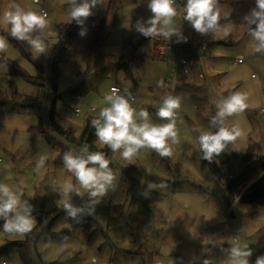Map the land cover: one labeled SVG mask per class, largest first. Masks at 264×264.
I'll return each instance as SVG.
<instances>
[{
  "label": "rangeland",
  "instance_id": "rangeland-1",
  "mask_svg": "<svg viewBox=\"0 0 264 264\" xmlns=\"http://www.w3.org/2000/svg\"><path fill=\"white\" fill-rule=\"evenodd\" d=\"M16 2L25 10L44 12L51 33L45 38L44 53H35L26 42L14 39V43L7 37L6 50L0 52L7 62H0L5 65L0 67V93L11 95L3 79L12 63L31 77L43 78L41 86L18 75L9 76L15 91L36 106L20 110V114L0 107V183L18 187L23 200L43 211V228H49L35 242L33 256L37 263L203 264V260L213 259L214 264H227L220 248L204 244V240L237 238L249 244L253 250L250 264H255L256 258L264 255V205L254 210L239 202V195L264 178V171L254 168L241 176L237 174L240 163L234 160L231 171L225 169L217 177L200 157L196 139L200 132L210 130L209 121L216 112L214 102L241 92L246 96L247 107L229 118L241 131L236 141L239 151H233L232 145L229 148L240 154L264 156V54L249 51L247 30L232 25L229 36L213 38L198 34L187 22L180 23L175 18L176 27L183 24L188 42L187 47H181L193 51L194 59L188 62L195 66L180 77L174 93L181 98L176 117L178 143L170 145L172 151L167 157L150 149H142L130 161L118 152L112 153L107 159L114 175L113 187L96 205L93 215H85L76 223L66 218L63 206L57 204L61 197L52 188L56 182L75 183L74 176L63 167L62 156L65 151H80L87 145L54 133L55 144H50L43 135H32L27 130L46 125V100L56 94L60 96L58 124L80 138L87 118L96 117L108 106L105 96L110 94L112 84L134 92L136 110L147 109L152 122L157 123L150 109L158 110L165 93H171L165 85L171 80V69L155 56L154 39L145 38L135 29L136 21L147 20L151 15L147 0H106V6H98L86 21L87 35L81 37L78 27L76 36L65 45L61 44L56 26L76 25L68 16L67 0ZM9 3L10 0H0V14ZM220 7L222 12L230 11L225 3H220ZM105 17L103 41L91 51ZM0 30L10 36L8 26L0 24ZM203 40L208 48L205 56L199 58L196 50ZM175 46L176 52L187 58L179 45ZM128 55L133 56L130 78L119 68L120 57ZM238 57L243 58L240 64L236 63ZM52 77L57 78V90L51 88ZM161 80L163 88L158 86ZM76 95L83 98L80 115L74 111ZM95 140L92 146L96 149L105 147ZM89 151L93 152L90 148ZM38 155L48 159L36 173ZM235 176L239 177L231 193L227 186ZM147 182L163 183L166 187L145 198L142 193ZM86 201L87 196L72 197L76 206ZM32 215L34 229L39 221ZM24 239L25 235L0 230V247ZM207 248L210 252L205 251ZM2 261L23 264L18 252L0 253V264Z\"/></svg>",
  "mask_w": 264,
  "mask_h": 264
},
{
  "label": "clouds",
  "instance_id": "clouds-1",
  "mask_svg": "<svg viewBox=\"0 0 264 264\" xmlns=\"http://www.w3.org/2000/svg\"><path fill=\"white\" fill-rule=\"evenodd\" d=\"M68 16L75 22L81 31V37L87 32L84 25L89 17L94 15L93 10L98 6L105 7L106 0H67ZM176 0H147V8L151 15L147 20L136 21V31L145 38L161 37L176 42H187L182 28L175 26L177 9ZM183 20L200 35H218L224 37L232 33L230 11H221L219 0H186L183 8ZM224 20L225 23H221ZM247 24V48L252 54H264V0H255V6L243 17ZM0 24L8 26L10 36L21 42H26L33 52H45V38L51 33L46 15L35 11L25 10L16 2L10 0L6 10L0 14ZM7 47V39L0 35V52ZM5 65H0L3 67ZM159 87H164L161 80ZM105 96L107 102L95 118L91 126L95 130V143L101 147L107 146L113 153H119L125 160H132L142 149L154 150L159 156L171 155L172 144L178 143L176 131L177 110L180 108L181 98L165 93L156 117L163 123H153L147 109L136 110L130 102L133 97L125 89L124 94ZM216 112L209 121L208 131H202L197 136L200 157L211 163L215 157L224 153L229 145L233 151H239L236 146L237 138L241 137L238 125L230 122L229 118L242 112L246 107V96L241 92H233L215 101ZM214 130V131H213ZM48 157L38 155L34 171L39 173L44 168ZM63 167L75 178L72 182H56L52 191L61 197L57 201L62 205L66 218L81 222V217L93 215L95 207L103 200L109 189L113 187L114 175L109 160L101 151L90 152L87 146L80 151L68 150L62 156ZM142 184L145 181H141ZM166 187L163 183L147 182L142 195L149 198L152 191H160ZM23 193L19 188H12L7 183H0V230L12 235L23 236L31 232L35 218L33 206L28 200L22 199ZM73 195L87 201L82 206L72 202ZM190 231V230H189ZM227 243L229 246L224 247ZM204 244L219 247L227 260V264H250L253 250L247 242L240 239L213 240L205 239ZM209 251L210 249L207 248ZM203 264H214L213 259L203 260ZM255 264H264V255L256 258Z\"/></svg>",
  "mask_w": 264,
  "mask_h": 264
},
{
  "label": "trees",
  "instance_id": "trees-1",
  "mask_svg": "<svg viewBox=\"0 0 264 264\" xmlns=\"http://www.w3.org/2000/svg\"><path fill=\"white\" fill-rule=\"evenodd\" d=\"M219 3H225L230 7V12H231L230 20L233 26L247 30V24L244 22L243 17L255 6V0H219ZM105 22H106V17L102 19L101 27L99 28L97 37L91 44L89 50L93 51V49H96V47H98L99 44L103 41ZM221 23H225V21L222 20ZM78 27L79 26L77 24L56 26L57 31H59V33L61 34V44L65 45L69 40L74 38L77 34ZM178 28H182L183 31L184 29L183 24L179 25ZM0 34L9 38L12 42L16 43L13 38H11L8 34L2 32L1 30H0ZM173 41L175 45H179V46L184 45L183 47L188 46V42L177 43L175 37H173ZM184 49H186L187 51L186 56L189 59L187 60L192 62V58H194L193 51L187 48ZM62 51H65V49ZM130 58L132 59L133 56L132 55L122 56L119 59V68L122 69L129 78L131 77ZM0 62L7 63L6 59L1 54H0ZM193 65L190 66L192 70L193 67H195ZM10 67H11L10 70L4 75L5 77L3 79V82L9 86L11 95L0 93V107L5 108L8 113L20 114V110L35 108L36 105L32 102H29L28 100H25L22 95L18 94L13 88L12 81L9 80L8 77L12 75H18L32 84L41 85V86H43V83L40 82V80L43 81V78L31 77L30 75H28L27 72L17 67L14 63L10 64ZM50 85L53 90H57L56 77H52ZM117 85L120 86L125 92L124 86H121L120 84ZM10 96L15 97L16 100L13 101V98L12 97L10 98ZM59 99L60 96L55 94L52 95L48 100H46L48 104L46 111V125L38 126V127H30L27 130V132H29L32 135L34 134L43 135L50 144H55V141L53 139V133L59 134L64 136L67 140L71 142H76L78 144H85L93 152L101 151L105 154L106 158L109 157L113 152L107 146H105L103 149H96L94 146H92L93 140L96 137L94 135L95 130L91 126V120L95 117L89 116L87 118L86 124L84 125L83 132L80 138L73 137L70 130H65L61 125L58 124L57 117H58ZM156 111H157L156 109L153 108L150 109V112L153 115L157 124L162 123V121L156 117ZM234 160L239 161L240 163L239 171L237 172V174L240 173L241 176L250 172L254 168L260 170L262 169V171H264V156L236 153L231 151L229 147L224 153L215 157L211 163H209L207 160L206 161L209 164L213 174H215V176L217 177H220L221 176L220 174L223 172V170L228 169L229 172L231 171V165ZM238 177L235 176L233 177L232 180L229 181L227 186V190L229 192L233 193L234 191L233 185L235 184V181ZM239 202L249 204L254 210H257L260 206H263L264 178L263 177L260 178L250 187H248L246 190L240 193ZM227 205L230 206V202L228 198H227ZM33 214L37 217L39 221L38 226L32 229L31 232L25 234L24 240L10 241L7 242L3 247H0L1 254L18 252L23 264H38L36 258L33 256V249L35 248V242L45 231H48L49 228L48 227L43 228L44 217H43V211L40 208L33 206Z\"/></svg>",
  "mask_w": 264,
  "mask_h": 264
},
{
  "label": "built area",
  "instance_id": "built-area-1",
  "mask_svg": "<svg viewBox=\"0 0 264 264\" xmlns=\"http://www.w3.org/2000/svg\"><path fill=\"white\" fill-rule=\"evenodd\" d=\"M185 3H186V0H176V3H175V7L177 9L176 18L178 21H180V23L185 22L183 20V14H184L183 8H184ZM43 15H45L44 12H43ZM207 48H208V43L205 40H203L198 46V49L196 50V53L199 56V58L205 56ZM154 54L156 57H158L168 66H170L171 80L170 82H166L165 85L166 87L169 88L171 94L174 95V93L176 92V87H177L180 76L183 74L189 73V70H190L189 62L187 58L180 56L176 52V46H175L173 39L169 42L161 37L155 38L154 39ZM242 62H243V58L238 57L236 63L240 64ZM199 77H201V74L199 75ZM113 89L117 90L116 94L125 93L123 89L117 84H112L110 86V94H112ZM131 95L133 99L130 102L132 103L133 107L136 109L135 103L137 101V96L135 93H131ZM82 100L83 98L80 95H76V97L73 99V103L75 105L74 111L76 115H80L82 112V107L80 105ZM89 111L92 112L91 109ZM176 117H178V112H177ZM234 239H237V238H234ZM1 264H7V262L2 261Z\"/></svg>",
  "mask_w": 264,
  "mask_h": 264
},
{
  "label": "crops",
  "instance_id": "crops-1",
  "mask_svg": "<svg viewBox=\"0 0 264 264\" xmlns=\"http://www.w3.org/2000/svg\"><path fill=\"white\" fill-rule=\"evenodd\" d=\"M183 31H184V29H183ZM183 33H184V32H183ZM178 47H180V50H181V52H182V53H185V54H187V51H186V49L182 48L181 46H178ZM192 59H194V58H192Z\"/></svg>",
  "mask_w": 264,
  "mask_h": 264
}]
</instances>
